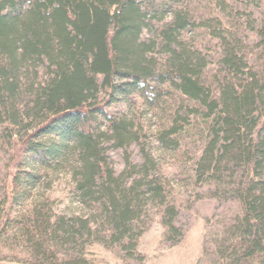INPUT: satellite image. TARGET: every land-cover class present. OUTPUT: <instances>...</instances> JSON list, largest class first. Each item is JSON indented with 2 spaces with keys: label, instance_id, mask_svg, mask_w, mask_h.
<instances>
[{
  "label": "trees",
  "instance_id": "1",
  "mask_svg": "<svg viewBox=\"0 0 264 264\" xmlns=\"http://www.w3.org/2000/svg\"><path fill=\"white\" fill-rule=\"evenodd\" d=\"M168 9L162 0H0V116L10 125H26L17 149L31 155L25 184L38 182L44 170L77 161V197L102 200L118 236L114 240L122 243L130 221L148 197L161 195L162 187L148 172L152 157L144 150L130 182L131 172L125 180L124 173L115 177L103 170L99 137L108 135L116 147L138 137L128 117L108 118L94 102L103 89L125 101L136 96L150 110L178 101L164 119L157 145L177 148L179 121L197 117L203 125L196 126L206 132L197 177L231 163L243 165L249 176L240 190V211L222 225L227 238L215 247L223 264H240L241 251L253 258L264 254V70H252L236 38L224 32L216 39L225 74L209 82L207 57L180 38L189 20L173 9L164 21ZM151 21L161 24L155 38H141L143 31L151 32ZM256 35L264 51V24ZM97 119L110 122L106 132L92 128ZM159 201L161 224L167 233H177L176 208Z\"/></svg>",
  "mask_w": 264,
  "mask_h": 264
},
{
  "label": "rangeland",
  "instance_id": "2",
  "mask_svg": "<svg viewBox=\"0 0 264 264\" xmlns=\"http://www.w3.org/2000/svg\"><path fill=\"white\" fill-rule=\"evenodd\" d=\"M166 1L170 9L164 21L170 20L169 10L173 9L182 10L189 20L180 38L207 57L204 77L209 82L225 74L216 39L224 32H228V38H236L237 50L252 70H264V51L256 35L264 24V0H162ZM151 22V32L143 31L141 38H155V28L161 24ZM210 86L216 90V84ZM109 94L100 90L94 106L102 107L108 118L128 117L138 140L116 147L108 135L99 137L103 170L107 167L115 177L124 173L126 180L130 172L132 175L139 170L142 150L149 152L152 160L148 172L160 181L161 195L146 199L139 216L130 221L129 233L118 243L102 200L81 202L77 197V161L44 170L38 182L25 184L23 172L29 171L31 155L17 149L26 125H10L6 117L0 116V264H223L216 241L227 238L221 234L222 225L240 211V190L249 179L244 166L222 164L220 170L197 177L194 170L206 137V132L196 126L201 119L179 121L183 129L176 134L178 147H160L157 134L178 101L174 105L169 100L163 108L150 110L143 108L136 96L125 101ZM109 126L110 122L102 119L92 124L100 132H106ZM133 177L137 174L126 182ZM8 193L10 198L6 200ZM159 200L176 208L177 233H167L161 224L164 207ZM134 238L136 246L131 249ZM239 259L240 264H264V254L253 258L241 251Z\"/></svg>",
  "mask_w": 264,
  "mask_h": 264
}]
</instances>
